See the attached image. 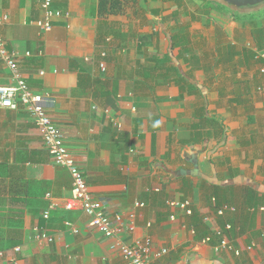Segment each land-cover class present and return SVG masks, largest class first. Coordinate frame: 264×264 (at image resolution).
Returning <instances> with one entry per match:
<instances>
[{"label": "crops", "instance_id": "obj_1", "mask_svg": "<svg viewBox=\"0 0 264 264\" xmlns=\"http://www.w3.org/2000/svg\"><path fill=\"white\" fill-rule=\"evenodd\" d=\"M214 1L224 7L52 0L61 17L43 32L39 0H0V39L29 88L45 96L91 194L110 216L135 215L134 230L118 239L166 248L159 264H264V96L256 92L264 84V3ZM11 83L0 61V86ZM192 156L198 175H177L193 169ZM226 186L233 210L216 216L209 192L217 197ZM245 188L258 207L245 205ZM70 196V176L33 119L21 105L0 106V264H126L85 215L64 209ZM175 200L189 202L208 242L201 230L191 233ZM36 228L53 241L36 240ZM216 229L239 254L214 251Z\"/></svg>", "mask_w": 264, "mask_h": 264}, {"label": "built area", "instance_id": "obj_2", "mask_svg": "<svg viewBox=\"0 0 264 264\" xmlns=\"http://www.w3.org/2000/svg\"><path fill=\"white\" fill-rule=\"evenodd\" d=\"M39 2L45 15L43 20L36 23L41 31L48 32L52 28L50 21L53 18L61 17V13L51 8L52 0H39ZM6 21L7 16L0 15V25ZM26 54L28 55V53ZM102 55L104 54L102 53ZM259 56L264 57V54L260 53ZM0 61L6 65L12 81L8 86H0V106L16 108L18 105H21L33 119L41 135L44 149L47 150L54 163L65 168L70 176L71 196L65 200L64 209L80 212L85 215L88 218L87 221L90 227L95 229L103 237L113 240L110 244V249L117 252L126 264H159L160 259L168 253L166 248L154 249L149 239L132 240L128 245L118 239L125 230V227L130 232L134 230L135 226L132 220L135 217L134 213L130 212L127 218L121 214L110 216L105 212L103 202L91 194L78 163L63 142L61 132L47 114L45 96L34 93L29 88L19 71L15 56L7 51L1 39ZM100 67L104 70V64H100ZM260 73L264 74V65L260 68ZM256 92L264 96V84L258 86ZM155 190L157 191L158 189ZM212 202H214L213 198ZM169 204L171 207L182 210L186 215H191L192 209L188 201L175 200L170 201ZM143 206L142 203H135V207ZM225 210L233 209L224 205L215 212V215L223 216ZM43 217L45 219L49 217L48 210L43 213ZM226 228L229 229V226H226ZM73 232H77V230L73 229ZM213 232L217 239L216 244L213 246L214 251L225 249L233 250L227 236L221 230L216 229ZM191 233H195L193 229ZM35 239L45 242L53 241L52 236L40 231L38 228L35 229ZM210 239L209 236H206L203 238V242H208ZM14 250L19 251V247H15ZM233 251L236 255L239 254L238 250ZM3 256L4 252L0 250V260Z\"/></svg>", "mask_w": 264, "mask_h": 264}, {"label": "trees", "instance_id": "obj_3", "mask_svg": "<svg viewBox=\"0 0 264 264\" xmlns=\"http://www.w3.org/2000/svg\"><path fill=\"white\" fill-rule=\"evenodd\" d=\"M204 1L207 3V5L212 6V7H216L218 9H221L224 7V5L217 3L214 0H204ZM257 15H264V9L261 12H259ZM257 15L241 16V15L234 13L233 18L234 19H244V18H251V17L257 16ZM232 188H233V186H226L224 188H220V193L217 195V197H213L214 196L213 190L209 192L208 198L212 203V208L214 209V212H216L220 207H222L224 205H227V206L230 205L229 204V199H230L229 196H231V198H232V195H233ZM255 193L256 192L254 190L249 189V188H245V194H247V198H245L244 203H245V205H248L250 208L251 207H254V208L258 207L257 202L252 201V196ZM212 198L214 199V202H212ZM188 219H189L190 225L193 228L195 234L200 232V230L202 232L201 233L202 236L206 237V235L209 234L208 231L205 230V226L203 225V220L200 219L199 215L196 212L192 211L191 215L189 216ZM212 235L213 236L215 235L214 232H212Z\"/></svg>", "mask_w": 264, "mask_h": 264}, {"label": "water", "instance_id": "obj_4", "mask_svg": "<svg viewBox=\"0 0 264 264\" xmlns=\"http://www.w3.org/2000/svg\"><path fill=\"white\" fill-rule=\"evenodd\" d=\"M223 4L230 6L235 9L239 8H245V7H255L262 3H264V0H220ZM192 158H194L192 156ZM177 175H192L197 176L198 175V167H197V161L196 158L193 159V169L192 170H184L180 169L175 172Z\"/></svg>", "mask_w": 264, "mask_h": 264}, {"label": "rangeland", "instance_id": "obj_5", "mask_svg": "<svg viewBox=\"0 0 264 264\" xmlns=\"http://www.w3.org/2000/svg\"><path fill=\"white\" fill-rule=\"evenodd\" d=\"M262 11V10H261Z\"/></svg>", "mask_w": 264, "mask_h": 264}]
</instances>
